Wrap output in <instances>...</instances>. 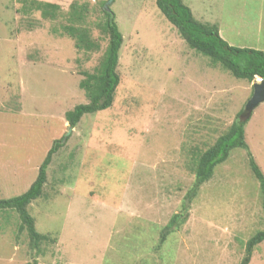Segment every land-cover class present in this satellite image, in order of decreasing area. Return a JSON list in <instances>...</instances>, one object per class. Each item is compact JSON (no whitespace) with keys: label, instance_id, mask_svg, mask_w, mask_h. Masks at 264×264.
<instances>
[{"label":"rangeland","instance_id":"374dc122","mask_svg":"<svg viewBox=\"0 0 264 264\" xmlns=\"http://www.w3.org/2000/svg\"><path fill=\"white\" fill-rule=\"evenodd\" d=\"M76 1L88 5L98 50L77 49L61 16L0 0V198L25 191L53 140L69 134L27 208L48 240L34 253L16 212L1 210L0 264H239L244 242L264 229L259 184L240 148L200 186L187 220L158 240L186 201L195 148L239 120L259 78H235L188 47L155 0H105L123 36L119 84L110 107L69 129L65 113L87 102L79 81L108 46L91 23L104 0ZM183 2L229 45L264 51V0ZM247 120L245 141L264 173V100ZM248 264H264V241Z\"/></svg>","mask_w":264,"mask_h":264},{"label":"trees","instance_id":"16d2710c","mask_svg":"<svg viewBox=\"0 0 264 264\" xmlns=\"http://www.w3.org/2000/svg\"><path fill=\"white\" fill-rule=\"evenodd\" d=\"M21 2L28 7L29 11L39 10L44 18L54 19L61 16L62 20H58L60 30L73 39L77 49L85 51L99 49V42L92 37L90 29L85 25L88 13L86 2L79 3L76 0H20L22 8H25V5H22ZM104 2L105 0L100 2L101 15L95 24L108 37L107 50L105 49L99 58V64L94 72H84V78L79 81V88L84 90L87 102L79 103L65 113L64 117L69 129L75 127L84 114L110 107L116 87L119 84L120 77L117 65L123 36L118 29L113 11L109 7L104 8ZM155 3L160 13L175 27L188 47L207 56L214 63L220 64L235 78L248 82L253 81L255 77L264 78L263 50L229 45L220 36L217 23L201 22L196 19L190 7L183 0H155ZM64 8L66 10H63ZM89 25L91 24L89 23ZM243 108L238 112V117ZM247 121H239L236 118L203 150L195 148L189 166L194 179L184 194V201H186L183 202L182 209L173 213L163 226L158 242H163L171 230L179 228L187 220L189 205L197 195L200 186L212 177L215 167L226 161L233 149L236 148L246 152L248 166L259 184L261 205L264 211V173L245 141L244 126ZM68 137L69 134H63L60 138L53 140L38 166L34 180L25 191L16 196L0 198V211L14 210L16 212L19 218L18 231L25 232L29 249L33 250L34 253H40V243L47 241L48 235L36 230L34 218L27 208L33 200L41 195L46 182L47 167L52 156ZM262 241H264V229L257 230L244 242L243 255L239 264H248L256 245ZM29 264H38V262L33 258Z\"/></svg>","mask_w":264,"mask_h":264},{"label":"water","instance_id":"95a60500","mask_svg":"<svg viewBox=\"0 0 264 264\" xmlns=\"http://www.w3.org/2000/svg\"><path fill=\"white\" fill-rule=\"evenodd\" d=\"M104 8H108V2L104 4ZM259 78L258 82L253 83V92L250 98L244 105V109L239 116V121L247 120L252 109L261 101L264 100V78Z\"/></svg>","mask_w":264,"mask_h":264},{"label":"crops","instance_id":"0c3cea01","mask_svg":"<svg viewBox=\"0 0 264 264\" xmlns=\"http://www.w3.org/2000/svg\"><path fill=\"white\" fill-rule=\"evenodd\" d=\"M82 2V1H81ZM80 3V2H79ZM36 12H40L39 10H35ZM30 12V11H29ZM41 13V12H40ZM50 19V18H49ZM97 19H98V17H96L95 19H93V21H95V22H92V23H97L96 21H97ZM96 25V24H95ZM96 28L97 29H99V27L96 25ZM101 30V29H100ZM219 34H220V31H219ZM220 36H221V34H220ZM222 37V36H221ZM227 42V41H226ZM229 44V43H228ZM249 48H252V47H249ZM87 51V50H86Z\"/></svg>","mask_w":264,"mask_h":264}]
</instances>
